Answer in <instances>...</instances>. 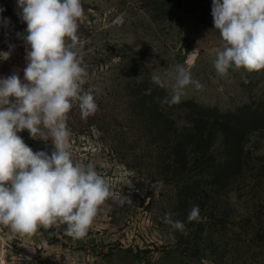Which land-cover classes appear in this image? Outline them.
Listing matches in <instances>:
<instances>
[{
    "label": "rangeland",
    "instance_id": "rangeland-1",
    "mask_svg": "<svg viewBox=\"0 0 264 264\" xmlns=\"http://www.w3.org/2000/svg\"><path fill=\"white\" fill-rule=\"evenodd\" d=\"M82 3L84 87L98 111L68 114L73 159L93 164L115 195L83 238L64 224L26 236L0 225V264H264V71L217 74L212 0ZM0 7L10 21L0 25V53H10L0 54V79L23 81L26 24L17 0ZM176 65L203 87L188 85L169 105ZM18 135L33 151L54 150L51 138ZM193 206L200 222L187 221Z\"/></svg>",
    "mask_w": 264,
    "mask_h": 264
},
{
    "label": "clouds",
    "instance_id": "clouds-1",
    "mask_svg": "<svg viewBox=\"0 0 264 264\" xmlns=\"http://www.w3.org/2000/svg\"><path fill=\"white\" fill-rule=\"evenodd\" d=\"M17 8L26 24L27 64L23 81L15 73L0 79V225L26 236L64 224L67 235L83 238L101 206L115 195L93 164L74 161L67 124L74 106L82 119L98 111L93 91L84 87L89 73L78 30L85 9L82 0H17ZM4 11L0 7V14ZM211 14L222 41L214 60L217 74L225 76L230 68L264 71V0H212ZM9 24L0 15V25ZM0 54L3 59L10 55ZM151 79L165 86L159 75ZM190 84L203 87L176 65L172 94L162 103H179ZM24 130L33 139L51 138V154L33 151L18 135ZM127 199L121 195L119 202ZM171 215L166 213L164 222L186 234L185 223ZM200 220V209L193 206L187 221Z\"/></svg>",
    "mask_w": 264,
    "mask_h": 264
},
{
    "label": "trees",
    "instance_id": "trees-1",
    "mask_svg": "<svg viewBox=\"0 0 264 264\" xmlns=\"http://www.w3.org/2000/svg\"><path fill=\"white\" fill-rule=\"evenodd\" d=\"M203 135H204V134H202V132H200L199 137H200V138H203ZM179 153H180V152H179ZM181 153H182V152H181ZM183 159H184V158H183Z\"/></svg>",
    "mask_w": 264,
    "mask_h": 264
}]
</instances>
